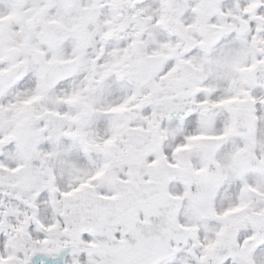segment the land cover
Returning a JSON list of instances; mask_svg holds the SVG:
<instances>
[{
	"label": "snow or ice",
	"instance_id": "6c2138e0",
	"mask_svg": "<svg viewBox=\"0 0 264 264\" xmlns=\"http://www.w3.org/2000/svg\"><path fill=\"white\" fill-rule=\"evenodd\" d=\"M0 264H264V0H0Z\"/></svg>",
	"mask_w": 264,
	"mask_h": 264
}]
</instances>
